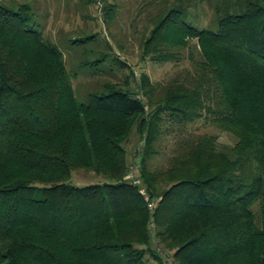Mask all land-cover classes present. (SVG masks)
Instances as JSON below:
<instances>
[{
    "label": "trees",
    "instance_id": "trees-1",
    "mask_svg": "<svg viewBox=\"0 0 264 264\" xmlns=\"http://www.w3.org/2000/svg\"><path fill=\"white\" fill-rule=\"evenodd\" d=\"M3 1L0 264H166L151 218L158 247L176 264H264V0H208L206 28L192 21L204 0H147L155 12L142 60L179 70L159 85L143 75L139 98L128 90L129 63L97 31L53 42L34 1ZM100 1L110 29L119 1ZM63 49L74 53L73 73ZM124 69V84L107 80ZM80 72L100 80L82 104L73 81ZM198 120L234 142L191 129ZM167 126L172 155L152 166ZM135 127L145 137L141 178L153 214L127 177ZM78 170L102 182L74 185Z\"/></svg>",
    "mask_w": 264,
    "mask_h": 264
},
{
    "label": "rangeland",
    "instance_id": "rangeland-1",
    "mask_svg": "<svg viewBox=\"0 0 264 264\" xmlns=\"http://www.w3.org/2000/svg\"><path fill=\"white\" fill-rule=\"evenodd\" d=\"M25 1L26 0H4L3 2L20 4ZM29 1H34L36 3L39 15L36 17L35 21H44V24L46 25L44 35L46 37H50L53 42L59 43V37H61L62 33L70 34L73 37V35L77 36L83 32L97 31L99 33V43L105 47L108 43L112 44L111 46L113 52L119 55L121 59L127 60L130 68L135 74V78L131 80V85L128 90H130L131 93L138 98L143 97L141 94L142 87L140 83L143 75H148L153 83L159 85L172 78L179 70L173 63H159L142 60L141 43L143 33L145 31V27L148 25V16L150 13L155 12V7H150L147 4V0H118L119 2L117 3L121 8L119 9L118 17L115 21L116 23H114L110 29H108V24L106 23L104 17L100 14L103 7V2L100 0L97 1L95 6L93 5L89 8H86L82 3H80V0H49L51 1L50 4L47 0ZM212 5L213 4L208 0L201 2V9L198 13L200 19L197 22L193 19L192 21L201 28L208 27L211 19L214 17V7ZM47 11L50 15L48 20ZM63 52L65 56L68 57V64L70 66L69 71L70 73H73L71 69L75 70L74 68H76V62L73 61V57L70 58V56L74 53L69 49H63ZM183 66H188V63L185 62ZM99 69H103V66ZM93 70L95 69L86 70V72H92ZM84 72H80L78 76L73 77L75 87L77 88L76 91L79 104H82L85 100V96L90 86L96 84L97 82L100 83L98 78H92V76ZM129 73V69L120 70L117 72L118 78H107V80L115 82L121 81L122 84H124L126 75ZM169 127L170 126L164 128L165 132L162 137L163 140L160 141L161 153L150 160V164H152V166H164L167 164L170 156L172 155L174 132L173 134L167 135ZM171 128L174 131L176 130V127L174 126ZM190 128L197 130L199 133H218L214 127L204 123V120H198L196 123L192 124ZM218 134L220 143L232 144L234 142L231 136L225 133ZM144 138V135L141 136L135 127L129 141L125 145L128 153V170L130 164L138 158V155L141 154L142 156L140 151H142L144 147ZM141 160L139 162H141ZM70 182L74 185L84 186L91 183L102 182V179L94 171L78 170L73 172ZM153 243L156 249L161 252L160 254L164 256L166 262L167 259H169L167 264H176L171 252L163 250L162 247H158L154 234Z\"/></svg>",
    "mask_w": 264,
    "mask_h": 264
},
{
    "label": "built area",
    "instance_id": "built-area-1",
    "mask_svg": "<svg viewBox=\"0 0 264 264\" xmlns=\"http://www.w3.org/2000/svg\"><path fill=\"white\" fill-rule=\"evenodd\" d=\"M141 154L138 155V158L135 159L132 164H130L129 171H128V181L133 184L134 186L140 187V191L143 195H145V199L148 204V209L151 214L155 211V201L151 200L149 196L146 194V191L142 190V187L144 186L143 180L141 178ZM150 227L152 229V234H154L155 224L151 218L150 220ZM169 262V259H167L166 264Z\"/></svg>",
    "mask_w": 264,
    "mask_h": 264
},
{
    "label": "crops",
    "instance_id": "crops-1",
    "mask_svg": "<svg viewBox=\"0 0 264 264\" xmlns=\"http://www.w3.org/2000/svg\"><path fill=\"white\" fill-rule=\"evenodd\" d=\"M142 190L146 191V189H145V187H144V186L142 187Z\"/></svg>",
    "mask_w": 264,
    "mask_h": 264
}]
</instances>
